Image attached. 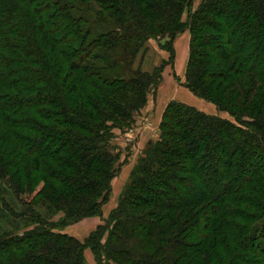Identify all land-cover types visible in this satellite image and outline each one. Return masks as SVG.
Masks as SVG:
<instances>
[{
  "label": "trees",
  "instance_id": "obj_1",
  "mask_svg": "<svg viewBox=\"0 0 264 264\" xmlns=\"http://www.w3.org/2000/svg\"><path fill=\"white\" fill-rule=\"evenodd\" d=\"M185 29L186 87L234 121L170 101L104 224L84 241L53 231L35 205L60 226L101 215L113 130L135 122ZM150 39L168 61L145 60ZM9 174L38 224L0 235V264H81L85 247L98 264H264V0H0Z\"/></svg>",
  "mask_w": 264,
  "mask_h": 264
},
{
  "label": "crops",
  "instance_id": "obj_2",
  "mask_svg": "<svg viewBox=\"0 0 264 264\" xmlns=\"http://www.w3.org/2000/svg\"><path fill=\"white\" fill-rule=\"evenodd\" d=\"M174 56L170 63H166L162 69V80L156 91L146 101L141 113H147L149 122L146 130L138 142L139 147L154 141L158 137L160 123L162 121L164 110L170 101L181 102L193 106L200 111L208 114H217L222 112L216 105L201 97L195 95L185 85V71L190 53V32L188 29L178 33L173 39ZM160 59L168 61L169 53L164 49H159ZM121 132V130H119ZM140 149V148H139ZM137 158L122 168L119 175H115L110 182L111 191L109 199L102 205L101 215L85 217L78 223L70 225L75 226V236L79 239H85L93 230L104 223L109 213L117 207L120 195L130 176L131 170L136 163ZM69 228V226H68ZM64 232V231H63ZM67 233V232H65Z\"/></svg>",
  "mask_w": 264,
  "mask_h": 264
},
{
  "label": "rangeland",
  "instance_id": "obj_3",
  "mask_svg": "<svg viewBox=\"0 0 264 264\" xmlns=\"http://www.w3.org/2000/svg\"><path fill=\"white\" fill-rule=\"evenodd\" d=\"M202 0H193V8H196ZM93 7V11L91 9L87 8V12L85 14L89 18V22L91 23L94 19H96V16H94L93 12H97L98 8L97 5L94 2H90ZM86 10V9H84ZM186 17V13H184L183 18ZM89 23V24H90ZM148 58L145 59L146 61L149 60H154L157 62V64L160 62V56H159V49H161L158 46V43L155 39H150L148 41ZM153 61V62H154ZM151 92L148 96L151 97V95L155 92ZM148 99V98H147ZM217 107V106H216ZM218 108V107H217ZM142 110V109H141ZM218 110H220L218 108ZM222 112L217 113V115H220L223 118L229 119L230 121H234V119L230 116L229 113L226 111L221 110ZM150 116H148L147 113H140L136 115L135 117V122L127 129L121 130L119 128H114L113 130V137L111 139V146H112V152L114 155H116L117 158V173L116 175H119L121 172L122 168L126 165V163H132L134 159L137 158V161L139 157L144 153L145 148L148 146L149 143H147L143 147H139L138 142L141 139V136L144 135L142 134L144 130H146L147 123L149 122ZM247 119V118H246ZM121 130V132L119 131ZM160 133V127H159V132ZM160 139V135L158 134V137L152 141V142H157ZM140 148V149H139ZM136 161V163H137ZM135 163V164H136ZM134 164V166H135ZM133 166V168H134ZM132 168V169H133ZM130 178V176H129ZM129 178L127 182L129 181ZM9 181L6 180H1L0 179V235H8V234H23L27 230L33 228L35 225L38 223H34V221H30L33 218H36L33 214H31L29 211H26V207L22 205L17 197L14 195L12 192L10 186H11V175L7 177ZM126 182V184H127ZM125 184V185H126ZM125 188V187H124ZM124 190V189H123ZM25 195V194H24ZM34 211L38 212L39 214L43 215L46 219L49 218V220L52 222L53 226H56L57 228H53V231L55 232H61L68 234L70 236H73L77 238L80 241H84L83 239H79L78 237L75 236V226L73 229L70 228V225L74 223H78V220L74 223L65 225V226H60L59 225V218L61 213H57L55 215H51L48 213V210H46L44 204H39L34 206ZM104 224V223H103ZM113 222L111 223L112 226ZM69 226V228H68ZM111 226L106 227L104 234L102 236L101 242L102 245L105 244L107 238H108V233L111 230ZM64 231V232H63ZM94 231V230H93ZM74 232V233H73ZM101 252V258L103 260H106L103 255H102V250ZM81 264H98V261L93 254L91 248L85 247L83 250V260Z\"/></svg>",
  "mask_w": 264,
  "mask_h": 264
}]
</instances>
